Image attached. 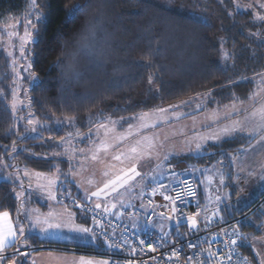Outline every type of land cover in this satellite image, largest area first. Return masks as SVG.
<instances>
[{
	"label": "trees",
	"instance_id": "1",
	"mask_svg": "<svg viewBox=\"0 0 264 264\" xmlns=\"http://www.w3.org/2000/svg\"><path fill=\"white\" fill-rule=\"evenodd\" d=\"M38 3L46 22L37 24L38 42L31 45L30 58L32 73L42 83L39 87L33 83L23 87V110L31 111L41 120L72 117L73 133H87L89 119L96 121L101 114L131 117L209 90L212 95L206 100V109L230 103L234 98L245 100L253 89L254 76L264 72V40L248 35L257 33L264 23L254 20L253 11L237 9L234 0H38ZM77 3H88V7L69 23L66 10ZM29 9L30 0H0V20L21 16ZM87 28H94L96 49L102 54L89 57L79 51L84 43L81 36L87 35L84 31ZM75 72L82 74L79 79ZM13 87L9 57L0 39V160L59 175V194H63L66 186L72 197L85 202L83 192L69 174L72 162L66 156L52 155L62 150L54 138L60 140L67 135L24 133L11 110ZM13 142L15 152L11 149ZM78 143L85 147L90 141ZM248 145L241 135L209 143L208 153L201 156L202 162L209 163L221 154L225 157L230 152L238 154ZM225 169L229 179H233V165L226 164ZM15 190L12 182L0 180V211H9L14 221L21 201ZM263 198L264 194L230 217L237 218L250 211L237 222L239 231L262 233L264 201L259 202ZM32 201L47 208L46 203ZM68 208L76 213L77 222L86 220L90 225L88 215L84 218L79 209ZM28 243V248L67 245L35 234L29 235ZM24 249L27 248L20 250ZM38 249L28 252V256L18 255L17 264H28L30 253ZM241 249L257 264L248 243L242 241ZM82 250L93 255L95 249ZM14 251L15 247L6 250L4 264L12 259Z\"/></svg>",
	"mask_w": 264,
	"mask_h": 264
},
{
	"label": "snow or ice",
	"instance_id": "2",
	"mask_svg": "<svg viewBox=\"0 0 264 264\" xmlns=\"http://www.w3.org/2000/svg\"><path fill=\"white\" fill-rule=\"evenodd\" d=\"M88 7V3L74 4L71 8L67 9V22L75 20L82 12ZM236 8H248L256 10L254 12V19L264 22V3L260 0H256L255 3H249L242 5L239 0L236 2ZM46 22V15L41 10L38 0H30V11L24 17L22 23L24 26V32L20 35L17 31L7 32L9 38V48L13 51L7 52V56L10 61L11 74L13 82L21 81L24 79L23 73L28 75V78L32 81L34 87H39V77H37L30 70L32 68L31 61L28 60V54L26 49L28 45L38 42L39 29L37 24ZM17 25L13 27L18 28ZM87 35L81 36L84 43L81 44L79 49L86 56L92 57L94 55H100L96 49V33L94 28H87L84 30ZM35 34V35H34ZM249 36H256L257 33H248ZM264 40V35L260 37ZM15 39L19 42L18 48L12 43ZM18 53V55H17ZM227 57L228 54L225 53ZM24 61L25 63H19ZM82 74L75 72V77L80 78ZM260 79L258 82V91L253 92L249 97L250 103H245L244 100L234 98L230 104L224 105L223 109L220 108L207 111L206 100L212 95L211 90L207 93H198L194 97H190L188 100L179 101L177 104L168 105V107H155L149 111H142L136 115L125 118L120 117L113 119L111 116L101 114L96 121L89 119V130L87 133H68L67 138L61 137L58 141V145L64 148L63 153H53V158L66 156L69 163L77 156L83 159H77L79 165L78 171H72L71 167L69 174L71 176H79L81 173L88 171L86 165L89 161L93 164H99L103 166L102 171V186H96L94 191H89V188H85L83 184L79 187L84 193L85 203L80 204L75 197H72L73 204L81 211L84 218H87L88 213H92L91 221L95 227H88L83 224L76 223V213L68 209L67 205L62 208H51L47 213H41L38 209H25L22 202L20 207L16 211V221H13L12 214L9 211H0V264H4L6 259V250L8 248L15 247V251L11 253L12 259L7 261V264H17L16 257L28 256L27 251H21V248L30 247L28 243L29 235L35 234L43 237H57L67 240H87L95 241L97 238L96 229L101 231L99 235L103 238V242L108 248L124 249L128 247L132 253L137 251L134 246L135 238L140 234L136 229L141 225L138 223L140 219V213L135 211L136 205L133 204V200H142L148 183H152L155 187H152L149 191L152 196L156 195L158 191L166 192L168 188L163 184L161 177L164 174L165 164L168 163V172L171 176L178 175L171 167V157L177 154L178 144L181 146L180 150L187 151H201L204 150V145L209 141H220L223 137H232L241 135L246 137L249 146H252V141H256L258 145L264 147V72L257 74ZM248 79V78H243ZM149 85L153 83V78L150 76L148 79ZM235 83V82H232ZM20 86H17L12 91V103L11 110L15 114L17 105L22 104V101L18 100V93ZM200 101V103H196ZM31 101L29 100V104ZM259 103V107L255 105ZM195 105L190 108V105ZM188 108L189 110L180 111V109ZM205 111L206 115L198 118L194 115L188 124L177 125L176 122L187 118L192 113H198ZM31 115V114H30ZM237 117L233 119V117ZM74 118L66 117L65 121L71 125ZM126 120L135 121V123H128L127 129L124 131L118 130V125L126 122ZM37 121L34 119H28L27 125L32 126L29 130L36 131ZM61 123V122H58ZM168 126L165 128L164 126ZM215 126V127H214ZM207 128L208 131L202 132L200 128ZM11 131V130H10ZM189 133H191L189 135ZM92 136H96L99 141L96 143L92 141L88 149H77L72 145L74 139H90ZM12 152L16 151V144L13 142L11 146ZM235 160L236 157H233ZM145 162H152L153 166L147 172L142 173L138 170V166H143ZM0 163H4L0 160ZM7 168L8 165L4 164ZM54 167H57L54 165ZM59 172V169L57 168ZM194 171V169H193ZM241 172L246 171L245 167L240 168ZM9 177L13 174L9 173ZM19 169L16 171V179L9 182H19L21 189H25L24 181L19 179ZM25 177L29 176V173L25 171L23 173ZM42 174L36 173L38 178L36 188L40 190L46 197L55 201L57 204L61 201L57 197V187L59 185L60 176L45 177L46 183H40L39 178ZM249 177L258 176L260 180H264V162L259 164V171H249L247 173ZM211 179V178H209ZM224 182V178L221 177L220 183ZM84 183L92 186L96 185L97 181L91 176L85 177ZM174 186L178 188L175 192V197L171 195H164L166 201L171 202L173 213L177 212L175 207L177 201H181L182 198L187 195L188 197H195L196 191L192 188V185L187 183L186 180L176 181ZM33 186L31 183L27 185V190L30 194ZM63 194L65 196H71V190L66 186L63 188ZM17 198L25 197L26 192H15ZM105 200L107 203L95 202L99 200ZM217 200L220 197H216ZM152 206V201H148V205L141 203L139 207L144 209L145 207ZM159 207V206H157ZM167 207V205H165ZM126 208H132L133 211L125 212ZM155 215L156 213H152ZM119 217L121 220L125 216L128 218V223L123 225L121 231H117L119 225L114 221L109 222V227H105L104 216ZM146 219L143 225V229L156 227L152 224L148 217V213H144ZM160 216L164 217V213H160ZM199 213L191 216L183 217H167L170 221L176 224L177 228L181 222L188 223L193 230L197 229L198 221L196 216ZM161 237L157 241L159 246H164L162 242L175 243L169 238L170 233L164 230L163 225H160ZM131 232V239L128 238V234ZM75 234V235H66ZM232 235L235 237L232 239V245H237L238 240H247V237L241 233L233 231ZM177 236L181 234L177 231ZM181 239L183 237L181 236ZM139 245L143 246L144 239L138 241ZM250 246L252 242L249 241ZM18 245V247H17ZM190 248H195L196 244L189 242ZM227 247V245H225ZM254 247V246H253ZM152 252H156V247H151ZM182 250V249H181ZM143 252V248H140ZM258 257V264H264V256H261L259 252L255 253ZM210 256H214L215 253H209ZM177 256V251L173 250L169 259ZM229 261L232 259L231 253L226 257ZM67 261V258H63ZM191 264V257H189ZM68 264H110L109 260L100 259L92 260L80 257L78 261H71ZM129 264L131 262L129 261ZM197 264H204L203 261L197 262ZM216 264H222L221 261H216ZM239 264V262H238ZM243 264H251L247 259H243Z\"/></svg>",
	"mask_w": 264,
	"mask_h": 264
},
{
	"label": "rangeland",
	"instance_id": "3",
	"mask_svg": "<svg viewBox=\"0 0 264 264\" xmlns=\"http://www.w3.org/2000/svg\"><path fill=\"white\" fill-rule=\"evenodd\" d=\"M234 2L236 5L237 0H234ZM255 2H256V0H239V3L242 5H247L249 3H255ZM260 2L264 3V0H260ZM239 10H243V11L251 10L254 13L256 10H260V9H258V8H255V9L239 8ZM29 11H30V9L21 16H7L4 19L0 20V39H1V42L3 44V47H4L6 54L9 51H13V49L9 48V43H8L9 38L7 36V32L17 31L20 35H22L24 32V26L22 23H19V22L24 19V17L28 14ZM256 21L258 22V20H256ZM259 22L261 24L264 23L261 21H259ZM18 23H19L18 28L13 27V25H17ZM256 32L258 34L257 36L261 37L262 35H264V24H263V28H261L260 30H258ZM12 43L15 44L16 47L18 48L19 42L17 40L13 39ZM31 45L32 44L28 45V47L26 49V54H28V60L29 61H31V58H30ZM17 55H18V53H17ZM19 63L23 64L25 62L19 61ZM30 71L32 72V70H30ZM22 75H24V79L14 83L13 89L16 88L17 83H18L20 86V90H19L17 98L19 101H22L23 103L17 105L15 115L17 117V123L19 125L23 126L24 133H28V134L31 133L32 136H39V135L41 136V135H44L47 133H54V132L65 133L66 135L68 133H73L74 132V128H73L74 123L69 125L65 121V119H63V118H52L50 120H41L37 115H35L31 111L28 112V111L23 110V107H25V101L23 100L22 89L25 85L30 86L32 84V82L28 78V75L26 73L22 72ZM25 79H28V80L26 81ZM259 79H260V77L258 75L254 76V86H253V89H252L250 95L253 92L258 91ZM248 97L245 100H248ZM196 103H200V101H196ZM245 103H250V101H246ZM227 104H230V103H227ZM194 106L195 105L193 104L192 108ZM223 106L224 105H222V108H220L221 110L223 109ZM255 106L259 107L260 105H259V103H257ZM160 107H168V105L167 106H160ZM211 108H214V106ZM184 109L186 110V108H184ZM184 109H180V111H183ZM30 118L37 121L36 125H34L36 127L35 132L30 131L29 129L32 126L27 125V120ZM112 118L118 119L119 117H112ZM126 118H128V117H126ZM58 122H61V123H58ZM198 122H199V119H198ZM128 123H135V121L126 120V122L117 126L118 130L124 131L125 129H127ZM176 124L180 125L182 123L176 122ZM164 127L167 128L168 126L166 125ZM199 130L202 132L208 131L207 128H205V129L200 128ZM227 138H230V137H223L222 139L225 140ZM54 140L58 144L59 140H57L56 138H54ZM82 141L83 140H80V139H74L72 141V145L77 149H80V148L88 149L90 147V144L92 141H95L96 143L99 142L97 140L96 136H92L89 139L90 144L88 146L84 147L82 144L80 145V143H78V142L82 143ZM209 142H218V141H209ZM209 142L204 145V150H201V151H195V150H193V151H187V150L181 151L180 150L181 146L178 144L177 154L173 155L171 157V160H170V164H171L172 169L178 175H176V176L170 175V173L167 170L168 169V163L166 162L164 174L161 177V180L163 183L166 184L168 190H170V185L172 182H174L180 178L186 177V176L192 177L194 180V183L197 187V190H198V200L201 204V209L205 213V216L202 219V221L204 223H209L212 216H213V218H215V220L218 223H221L223 221H231L234 219H237L239 221L244 216L248 215L250 211L245 213L244 215L237 217V218H231L230 219V217L234 216L235 213H239V212L243 211L244 209L250 207L256 200H258L264 194V180H260L258 178V176H255V177L247 176V177L240 178L239 177L240 171L238 169L235 173V176L233 174V179H229V177H228L229 172L226 171L225 165L226 164H233L234 170H235V168L237 167L236 165H239V163H241L240 167H245L246 171L249 167L251 170H253L252 167H255L256 171L258 172V170H259L258 162L256 161V162L252 163L246 159L239 161L238 157H240V156L237 157V154L230 152L229 154H226V157L223 154H221L220 157H219V155H217V156L213 157L214 159H211V161L209 163H203L202 162L203 158H201V156L208 153V151L206 149H207V146L209 145ZM57 146L60 147L59 145H57ZM245 148L241 151V154L245 151ZM250 148H252V147L250 146ZM63 152H64V148H62V150L59 153H63ZM189 156H195L197 158L192 159V157H189ZM233 157H236V159L234 160ZM226 158H228L229 161ZM240 158H242V157H240ZM11 159L14 160V158H11ZM77 159H83V158L80 156H77L75 159H73L71 161L72 165H73L72 171H78L79 170V165L76 162ZM4 164H7L8 167L5 168ZM12 164H14L13 167H11ZM152 166H153L152 162H145L143 164V166H138V170L141 171L142 173H144V172L149 171ZM86 167L88 168V171L81 173V175H79V176H75V177L73 176V180L77 183L78 187L80 184H83L85 188H89V191H94L96 186H102L103 177H102L101 173L103 171V166L99 165V164H93L92 162L89 161V163H88V165H86ZM17 169H19V172H20L19 179H22L24 181L25 189H21L18 181L13 183V184H14V187L16 188L15 192H20V191L26 192L25 197L19 198L21 200L20 205L23 202L25 209H29V210L30 209H38L41 213H47L50 210V207L56 208V209L62 208L64 205H67V207H68V199L70 200L72 196H65L64 194H59L60 193L59 187H57V189H56L57 190V197L59 200H61V202H63V205L57 204L55 201L49 200L46 197V195L42 194L41 191L37 190V188H36L37 181H38L36 173L42 174L41 177L39 178L40 183H46L47 181L44 178L45 177H49V178L54 177V176H56L55 174L45 173V172L36 171L33 169H27V168L24 169L21 166H17L15 161H12V162H6L5 161L4 163H0V180L10 181V180L16 179ZM193 169H194V171H193ZM25 171H27L29 173L28 177H25L23 175V173ZM246 171L243 172V174L245 176L247 175ZM9 173H12L13 175L11 177H9V175H8ZM89 176H91L93 179H95L97 181L96 185L90 186V185L84 183L85 177H89ZM221 177L224 178L223 183H220ZM209 178H211V179H209ZM257 180H259V181L257 182L256 186H252ZM245 181H247V182H245ZM248 181L252 184L251 185L252 187L247 186L249 184ZM29 183H31L33 186L32 190L30 191V194L27 190V185ZM152 187H155V185L152 183H148L143 199L142 200H133V204L136 205L135 211L140 213V219H139L138 223L141 225V227L138 228V230L145 231L143 229V225H144L145 219H146L144 213H148V215H149L150 213L155 212L157 218L155 220H153L151 223L156 225V227L150 226L147 230L153 232L155 235H159V234L161 235V231H160L159 226L163 225L164 230L170 233V236L168 239L173 241V239H174L173 237L177 234V231L179 232L181 230L180 224L177 228L175 223H173L169 219H165L164 217L159 215L160 213H164V214L166 213L164 195H166V193L168 191H166V192L158 191L156 195L152 196L150 194V191H149ZM249 189H254V190L260 189V191L249 192ZM80 190L82 191L81 188H80ZM83 195H84V193H83ZM217 196L220 197L219 200L216 199ZM62 197L66 198L67 203L64 200H62ZM146 197H151L155 201L156 205H155L154 209H150L149 207H145L144 209H141L139 207V205L141 203L147 205L146 201H145ZM32 200H34V201L38 200L41 203H46L47 208L43 209L38 203H34ZM263 201H264V198L259 202V204L262 203ZM95 202H100L102 204L107 203V201H105L103 199L99 200V201H95ZM157 206H159V207H157ZM175 207H176V205H175ZM124 211L127 213V212L133 211V209L132 208H126ZM212 211H215L216 214L215 215L212 214ZM174 214H176V213H174ZM110 217H112L114 219H121L119 217H114V216H110ZM122 221L128 223L127 216H125ZM237 222L234 223V228L237 230L238 233H241L247 237V240L242 239V241L249 243V240L257 238L258 234H255V233L250 234L248 232L239 231V225L237 224ZM80 224H83V225L88 226V227L90 226L86 220H84V222L80 223ZM262 225L263 226L261 227V231H263V233H264V220L262 222ZM252 234H254V235H252ZM66 235H71V234L66 233ZM39 237L41 239H56L58 241L59 240L67 241L64 238H57V237H47L46 238L43 236H39ZM261 240L262 241L260 242V245H261V247H263L264 246V239H261ZM88 242L89 243L85 244V246L90 245L88 247H92V248L97 249V250L108 249V247L106 245H104L103 243H101L98 240V238H96L95 241H88ZM242 253H243V251H242ZM244 255L251 262V264H253L251 259H249V257L246 254H244ZM89 258L92 260L106 259V260H109L111 263V258L106 257V256H99V255L93 254V255H89ZM5 264H7V263H5Z\"/></svg>",
	"mask_w": 264,
	"mask_h": 264
},
{
	"label": "built area",
	"instance_id": "4",
	"mask_svg": "<svg viewBox=\"0 0 264 264\" xmlns=\"http://www.w3.org/2000/svg\"><path fill=\"white\" fill-rule=\"evenodd\" d=\"M182 180H186L187 183L192 185V188L196 191V196L188 197L187 195H185L181 201H177L176 214L171 211V202L164 199L165 205H167V207H165L166 213L164 218L167 219V217L181 216V219L183 220V217L185 216H191L199 213V215L196 216V219L198 221L196 230H193L188 223L181 222V230L179 231V233L181 234L183 239H181V236H177L176 234L173 237V241H175L174 244L162 242L164 246L161 247L157 244V241L160 240L161 237L160 234L155 235L153 232L148 230L141 231L136 229L135 231H138L140 234L135 238V241L133 242L134 246L137 249L135 253H132L131 249L128 247H125L124 249H95L92 251V253L95 255L111 258L110 264H129V261L131 262V264H190L189 257H191V264H197V262L199 261H203L204 264H216V261L218 260L221 261L222 264H238V262L239 264H243V259L247 257L244 255V253H242V240H238L237 245H232L231 243L232 239L235 238L232 235L233 231L235 230L237 232V230L234 228V223L238 220L234 219L231 221H223L221 223H218L212 216L209 223H204L202 219L205 216V213L201 209V204L198 200V190L193 178L186 176L176 181ZM176 181L171 183L170 190H168L166 195L175 197V192L179 190L174 186V183ZM163 184L166 185L165 183ZM62 200L67 203L65 197H62ZM149 200L152 201V206H149V208L154 209L156 205L155 201L151 197H146L145 201L147 205ZM77 202L80 204L85 203L79 200H77ZM68 206L70 208L72 207L78 209L73 204L72 197L70 200L68 199ZM152 213H150L147 217V219H149L151 222L157 218L156 214L153 215ZM212 214L215 215L216 212L212 211ZM87 215L90 219V227H95L91 221L92 213H88ZM104 221L106 228L109 227L110 221H114L117 225H119L117 231H121L123 229V225L127 224L121 219H114L107 215L104 216ZM96 231L98 233L97 238L100 239L104 245H106L103 242V238L99 235L101 230L97 228ZM128 238L131 239V232H129ZM140 239L145 240L143 246L139 245L138 243ZM189 242L196 244V247L190 248L188 246ZM225 245H227V247H225ZM141 247L143 248V252L140 251ZM151 247H156L157 251L152 252L150 250ZM30 250V248H27L24 251L29 252ZM173 250L177 251V256L169 259L168 257L171 256ZM209 253H215V255L210 256ZM229 253H231L232 255L231 261L226 258Z\"/></svg>",
	"mask_w": 264,
	"mask_h": 264
},
{
	"label": "crops",
	"instance_id": "5",
	"mask_svg": "<svg viewBox=\"0 0 264 264\" xmlns=\"http://www.w3.org/2000/svg\"><path fill=\"white\" fill-rule=\"evenodd\" d=\"M246 101H248V100H245V102ZM224 105H227V103L224 104ZM189 107L192 108V105H190ZM217 107L218 108H222V105H217L214 108H207V111L216 109ZM187 109L188 108H186V110L184 109L183 111L187 112L189 110V109L188 110ZM194 115L196 117L198 116L197 118L199 119L200 116L206 115V112L202 111V112L190 114L187 118H185L183 120H180V121H177V122L182 123V124H188L191 121L192 116H194ZM235 118H237V117L234 116L233 119H235ZM190 134L191 133H189V135ZM223 140L224 139H222L221 141H223ZM221 141L209 142V143H219ZM251 147L252 148H250V146L248 145L245 148V151L242 154H241V152L238 153L237 157L238 156L242 157V158L238 157V160L240 161V160L246 159V160H248L249 162H252V163L257 161L258 162V168H259V164L261 162H264V147H262L261 145H258L255 140L252 142V146ZM236 166L237 167L235 168L234 173H233L234 176H235V173H236L237 169L240 171L241 163H239V165H236ZM233 169H234V166H233ZM252 169L253 170H251L250 167H249L247 169L246 173H248L249 171H256L255 167H252ZM247 176L248 175L245 176L243 174V172L240 171V175H239L240 178L247 177ZM258 181L259 180H257L253 185L248 181L249 184L247 186H251V185L252 186H256ZM245 182H247V181H245ZM257 191H260V189L259 190L249 189V192H257ZM61 205H63V204H61ZM69 210L73 212V210H71V209H69ZM76 223H79V222H77V220H76ZM71 235H75V234H71ZM252 235H254V234H252ZM261 239H264L263 231H262L261 234L257 235V238L249 240V241L252 242V245L254 246V247L251 246V248H252V251H253L254 256L256 258L257 264H258V257L256 256L255 253L259 252L261 254V256H264V246L261 247V245H260V242L262 241ZM44 240L60 242V243H64V244H67V245L66 246L43 245V246H37L35 248H31L32 250L38 249V248L39 249H38V251H35L32 254L30 253V256L28 257V261H27L28 264H68V262H71L73 260L78 261L80 257H84L85 259H90L89 258L90 254L86 253L85 250H82L83 248H85V249L86 248H91V247H88L90 245L85 246V244L89 243L87 240H78V239L77 240H67V239H65L67 241H64V240H59L58 241L56 239H44ZM64 257L67 258V261H65L63 259Z\"/></svg>",
	"mask_w": 264,
	"mask_h": 264
},
{
	"label": "clouds",
	"instance_id": "6",
	"mask_svg": "<svg viewBox=\"0 0 264 264\" xmlns=\"http://www.w3.org/2000/svg\"><path fill=\"white\" fill-rule=\"evenodd\" d=\"M30 249H31V248H30ZM24 250H25V249H24ZM24 250H21V251L23 252ZM31 250H32V249H31ZM31 250H30V251H31ZM6 255H7V254H6Z\"/></svg>",
	"mask_w": 264,
	"mask_h": 264
}]
</instances>
